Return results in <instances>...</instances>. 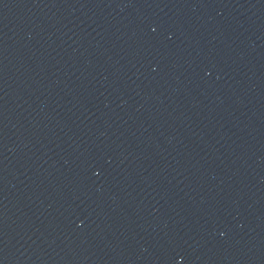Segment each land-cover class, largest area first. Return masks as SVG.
<instances>
[{"label": "water", "instance_id": "obj_1", "mask_svg": "<svg viewBox=\"0 0 264 264\" xmlns=\"http://www.w3.org/2000/svg\"><path fill=\"white\" fill-rule=\"evenodd\" d=\"M0 264H264V0H0Z\"/></svg>", "mask_w": 264, "mask_h": 264}]
</instances>
